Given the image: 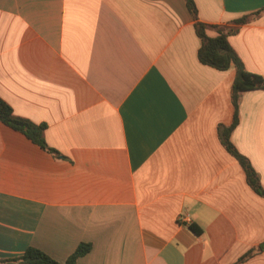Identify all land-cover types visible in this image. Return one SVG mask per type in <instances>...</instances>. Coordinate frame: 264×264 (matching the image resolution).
Here are the masks:
<instances>
[{
  "label": "crops",
  "instance_id": "0c3cea01",
  "mask_svg": "<svg viewBox=\"0 0 264 264\" xmlns=\"http://www.w3.org/2000/svg\"><path fill=\"white\" fill-rule=\"evenodd\" d=\"M194 3L264 76V0ZM199 45L184 0H0V98L60 154L0 121V259L88 242L76 264H264V197L218 134L235 69ZM229 140L264 188V88Z\"/></svg>",
  "mask_w": 264,
  "mask_h": 264
},
{
  "label": "trees",
  "instance_id": "16d2710c",
  "mask_svg": "<svg viewBox=\"0 0 264 264\" xmlns=\"http://www.w3.org/2000/svg\"><path fill=\"white\" fill-rule=\"evenodd\" d=\"M184 1L189 12L194 18V29L200 39V45L197 49L198 60L203 64L210 65L219 70H225L230 65L234 66L235 73L230 88V98L233 105V118L230 125L218 126V134L224 148L242 166L248 185L257 194L264 197V188L260 185L258 177L251 167L248 159L240 154L229 140V133L237 122V100L239 93L244 90L264 88V76L248 71L244 67L242 61L240 60L234 49L229 44L227 36L228 34L235 31L234 28H227L221 25L206 24L197 20L194 0ZM259 11H256L253 14L243 15L235 19L234 22H245L249 20L252 15L257 14ZM208 28L215 29L216 34L213 36L208 35ZM0 121L8 125L12 129L23 133L27 138L32 140L41 148L47 150L55 156H60V154L55 149L48 146L44 139V130L46 128V124L43 122L35 123L27 118L17 116L16 114H14L11 106L2 98H0ZM189 228L192 229L195 233H199V230L195 228L194 225L190 224ZM90 247V243L80 242L69 254V256L63 262H60L49 256L39 248H36L34 246H27L23 253L17 257L0 259V264H76L77 259L80 256L86 254L90 250ZM257 249H264V241L259 244ZM250 252L246 253L244 256L248 255ZM243 257L239 258V260L243 259Z\"/></svg>",
  "mask_w": 264,
  "mask_h": 264
},
{
  "label": "built area",
  "instance_id": "2783aa9c",
  "mask_svg": "<svg viewBox=\"0 0 264 264\" xmlns=\"http://www.w3.org/2000/svg\"><path fill=\"white\" fill-rule=\"evenodd\" d=\"M180 219L183 221V222H188L190 219H189V216L188 214H184L180 217Z\"/></svg>",
  "mask_w": 264,
  "mask_h": 264
}]
</instances>
